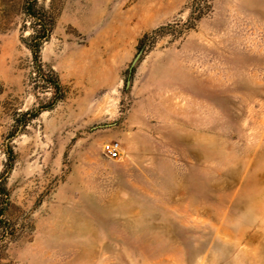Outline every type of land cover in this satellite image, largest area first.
I'll list each match as a JSON object with an SVG mask.
<instances>
[{
    "label": "rangeland",
    "instance_id": "374dc122",
    "mask_svg": "<svg viewBox=\"0 0 264 264\" xmlns=\"http://www.w3.org/2000/svg\"><path fill=\"white\" fill-rule=\"evenodd\" d=\"M0 264H264V0H0Z\"/></svg>",
    "mask_w": 264,
    "mask_h": 264
},
{
    "label": "built area",
    "instance_id": "2783aa9c",
    "mask_svg": "<svg viewBox=\"0 0 264 264\" xmlns=\"http://www.w3.org/2000/svg\"><path fill=\"white\" fill-rule=\"evenodd\" d=\"M102 151L109 158H116L120 154V145L117 141H109L102 145Z\"/></svg>",
    "mask_w": 264,
    "mask_h": 264
},
{
    "label": "trees",
    "instance_id": "16d2710c",
    "mask_svg": "<svg viewBox=\"0 0 264 264\" xmlns=\"http://www.w3.org/2000/svg\"><path fill=\"white\" fill-rule=\"evenodd\" d=\"M37 19H38V18H37ZM38 21H39V25H40V27L42 28V31H41V33H39V35L36 36V37H37L39 40H41V37H45V36L47 35V31H46V23H45L44 19H41V18H39ZM39 40H38V41H39ZM52 84H53L54 86L58 87V83H57V81L53 80V81H52Z\"/></svg>",
    "mask_w": 264,
    "mask_h": 264
},
{
    "label": "water",
    "instance_id": "95a60500",
    "mask_svg": "<svg viewBox=\"0 0 264 264\" xmlns=\"http://www.w3.org/2000/svg\"><path fill=\"white\" fill-rule=\"evenodd\" d=\"M138 59V55L135 57V59L133 60L131 66H133V64L136 62V60Z\"/></svg>",
    "mask_w": 264,
    "mask_h": 264
}]
</instances>
